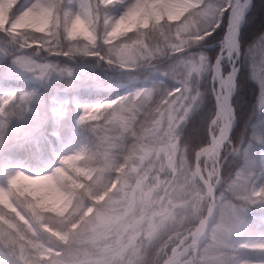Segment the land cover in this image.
I'll return each mask as SVG.
<instances>
[{
	"label": "clouds",
	"instance_id": "9594fccd",
	"mask_svg": "<svg viewBox=\"0 0 264 264\" xmlns=\"http://www.w3.org/2000/svg\"><path fill=\"white\" fill-rule=\"evenodd\" d=\"M38 2L13 18L18 0H0V33L16 67L24 58L54 65L48 77H70L55 58L94 60L95 80L130 90L90 106L93 122L81 123L82 110L83 146L47 170L5 177L0 264H256L241 252L264 245L247 219L248 210H264V194L255 204L237 195L264 188L255 184L264 151L257 164L232 133L242 56L259 88L252 113L264 116V33L242 49L238 0ZM226 15L222 37L210 40ZM9 105L5 114L28 110L19 96ZM250 141L264 144V136Z\"/></svg>",
	"mask_w": 264,
	"mask_h": 264
},
{
	"label": "trees",
	"instance_id": "16d2710c",
	"mask_svg": "<svg viewBox=\"0 0 264 264\" xmlns=\"http://www.w3.org/2000/svg\"><path fill=\"white\" fill-rule=\"evenodd\" d=\"M261 1H263L262 5L256 9V4L261 3ZM226 24L227 15L225 16V23L209 39L215 40L222 37ZM262 33H264V0H250V5L244 13V21L240 27L242 49H247L250 45L256 43ZM0 49L12 53V55H6L2 61L0 66L1 75L4 66L16 54L7 44V38L3 33H0ZM217 51L218 48L210 50L213 58ZM55 59H58L59 63L67 65L72 70V76L52 75L46 81L36 84L22 79H7L0 76V84L15 89L17 96L27 95L30 97L29 106L35 107L39 112L54 106V102L49 100L54 93L65 94L67 98L70 97V100L76 103L74 104L73 101L69 102V105L73 107L84 103L96 104L105 100L115 99L130 90L126 86L125 81L115 79L112 81L95 80L92 71V66L95 64L94 60H80L73 64L62 58ZM238 65L240 66V72L237 77L239 90L235 97L237 122L232 133V140L244 148L252 137L251 125L259 122L261 118L264 119V116L253 115L252 113V106L257 100L258 86L249 78L248 59L242 56L238 61ZM73 83H77L75 84L77 86L71 88L74 85ZM136 86L138 87L139 85ZM8 107L10 108L11 105ZM49 114L37 126L36 131L23 135L21 133L12 134L7 132L6 138L0 139V183H3L5 177H8L4 167L7 161L28 165L34 168L36 172H40L54 166L56 156L59 154L70 153L69 148L71 147L75 151L83 146L84 138L89 133L84 130L83 126H78L79 116H77L78 113L75 110L62 113L53 110ZM25 117H27L25 111L13 110L11 114L6 112L5 122H12L15 119H23ZM33 123L31 122L30 124L32 125ZM258 126L261 127V124L258 123ZM6 129L9 130L8 128ZM53 131L59 133L58 139L50 135ZM239 167L240 161L237 160L231 166H226L225 174L227 175L229 172L235 173Z\"/></svg>",
	"mask_w": 264,
	"mask_h": 264
},
{
	"label": "rangeland",
	"instance_id": "374dc122",
	"mask_svg": "<svg viewBox=\"0 0 264 264\" xmlns=\"http://www.w3.org/2000/svg\"><path fill=\"white\" fill-rule=\"evenodd\" d=\"M33 3H34V0H18L16 7L12 10L11 16L15 18L16 16L21 14L24 10L29 8ZM262 3L263 1H261V3L256 4L255 6L256 9H258V7L262 5ZM249 5H250V0H249L248 7ZM248 7L245 9V11L248 9ZM120 11L121 9L119 8L115 10L116 14H119ZM15 55L16 54H14V56ZM5 56L6 55L3 54V51L0 49V66L2 65V61L5 59ZM13 57H11L8 63L4 66V69L2 70V73L0 76L5 77L7 79H11V78L22 79V80L30 81L35 84L44 82V81H37L33 79L29 73L20 71V69L17 68L13 64ZM248 64L250 68L249 60H248ZM250 72H251V69H250ZM73 84L71 88H74L75 86H77L75 85L77 83H73ZM5 93H15V89H12L11 87L9 88V86L5 87L0 84V97H3ZM258 95H259V88H258ZM49 100L54 102L53 107H49L47 110L39 112L37 111L35 107L29 106L28 110L25 111L27 114V117L23 119H15L12 122L11 121L5 122V115L0 116V125L4 127L5 129L8 128L9 130L6 129L7 132H10L12 134H17V133H21V135L25 133L30 134L31 132L36 131L37 126H39L44 121L46 116L47 115L49 116L50 115L49 113L52 112L53 110H56L59 113H62L64 111L75 110L78 113L77 116H80L82 114L83 107H90L94 105L93 103H84L81 105H74L72 107L69 105V102H72L73 100H70V97L67 98V95L59 94V93L52 94ZM73 102L74 104H76L75 101ZM261 121H264V119L261 118L259 122L257 123L255 122L254 124L251 125V128H252L251 134L253 135V133L255 132L258 139L264 136V127H263L264 123H262ZM31 122H34V123L31 125L30 124ZM258 123L261 124V127L258 126ZM244 148H248L255 155L257 164H258L259 158H260V152L264 151V144H259V145L252 144L250 141ZM73 150L74 149H72V147L69 148V152H72ZM4 167L6 168V175L8 177L14 174L16 170H26L30 172H36L34 168L28 165L19 164L13 161L5 162ZM257 177L258 178L255 179V184H256V187L259 188L262 185H264V176L259 175L258 168H257ZM2 184L3 183H0V185ZM247 219L252 225V230H251L250 235L253 238H256L257 240H264V210H259L257 208H252L248 210ZM245 238H247V236ZM241 255L256 262V264H264V252H261L259 250L245 249V250H242Z\"/></svg>",
	"mask_w": 264,
	"mask_h": 264
},
{
	"label": "snow or ice",
	"instance_id": "6c2138e0",
	"mask_svg": "<svg viewBox=\"0 0 264 264\" xmlns=\"http://www.w3.org/2000/svg\"><path fill=\"white\" fill-rule=\"evenodd\" d=\"M238 3H239L241 11L245 12V9L248 7L249 0H238ZM32 6L35 8H41V5L38 2V0ZM14 63L17 64V67L20 69V71L25 72V73L34 74L36 76V79L40 81H45L48 78L50 73L57 71L54 65H48V64L36 65L31 60H27L24 58H20L14 61ZM60 74H63V73L61 72ZM68 75H71V73L69 72ZM16 98H17L16 93H5L3 97H0V116L5 115L4 108H6L7 105ZM19 100L21 104L24 106V108L27 109L29 107L30 97H28L27 95H21L19 96ZM82 110H83L84 115L81 117V123H89L90 121H93L96 119L93 115V112H94L93 109L89 107H83ZM93 130L103 131V127L97 124L96 128H94ZM65 163H68V161H65ZM17 179L19 178H14L10 181V184L13 188L16 187ZM249 191H250V195H244L243 193H241L240 195H237V199H242L247 204H255V203L261 202L259 199H254L253 197H258L259 195L264 194V188L255 189L254 186H251ZM7 198H8V193H4L5 201L7 200ZM254 250L264 251V245H257Z\"/></svg>",
	"mask_w": 264,
	"mask_h": 264
}]
</instances>
